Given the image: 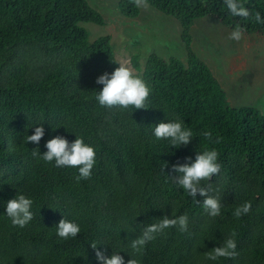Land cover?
Segmentation results:
<instances>
[{"label":"trees","instance_id":"16d2710c","mask_svg":"<svg viewBox=\"0 0 264 264\" xmlns=\"http://www.w3.org/2000/svg\"><path fill=\"white\" fill-rule=\"evenodd\" d=\"M139 1L187 62L121 66L88 0H0V264H264V113L192 48L209 17L264 34V0Z\"/></svg>","mask_w":264,"mask_h":264},{"label":"rangeland","instance_id":"374dc122","mask_svg":"<svg viewBox=\"0 0 264 264\" xmlns=\"http://www.w3.org/2000/svg\"><path fill=\"white\" fill-rule=\"evenodd\" d=\"M100 11L104 25L83 23L90 42L110 35L121 66L137 72L132 59L139 54L141 68L151 53L187 62L182 27L173 16L139 1L137 17L123 15L120 0H88ZM192 48L213 71L233 107L252 106L264 113V34H244L209 17L199 18L192 29Z\"/></svg>","mask_w":264,"mask_h":264}]
</instances>
